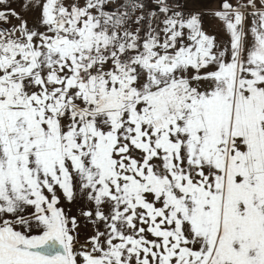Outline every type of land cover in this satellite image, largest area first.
Returning <instances> with one entry per match:
<instances>
[{
    "label": "snow or ice",
    "instance_id": "obj_1",
    "mask_svg": "<svg viewBox=\"0 0 264 264\" xmlns=\"http://www.w3.org/2000/svg\"><path fill=\"white\" fill-rule=\"evenodd\" d=\"M0 264H264V0H0Z\"/></svg>",
    "mask_w": 264,
    "mask_h": 264
}]
</instances>
